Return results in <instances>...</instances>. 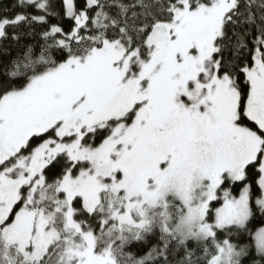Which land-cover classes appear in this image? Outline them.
Listing matches in <instances>:
<instances>
[{"label": "snow or ice", "instance_id": "6c2138e0", "mask_svg": "<svg viewBox=\"0 0 264 264\" xmlns=\"http://www.w3.org/2000/svg\"><path fill=\"white\" fill-rule=\"evenodd\" d=\"M16 7L0 17V264H264V0Z\"/></svg>", "mask_w": 264, "mask_h": 264}, {"label": "trees", "instance_id": "16d2710c", "mask_svg": "<svg viewBox=\"0 0 264 264\" xmlns=\"http://www.w3.org/2000/svg\"><path fill=\"white\" fill-rule=\"evenodd\" d=\"M54 8L57 11L61 10V0H52ZM84 3V0H76V4L77 7L82 6ZM19 4V0H0V17H3L5 15L11 16L14 14V12H19L21 11V9L19 7H16ZM29 11H32L31 9H29ZM56 19H59V17H57ZM53 22H55V20H53ZM72 21L71 19L65 17L63 20V24L64 27L67 28L71 25ZM9 31H11V29H9ZM4 44H7V41L3 42ZM51 175V173L49 174ZM75 206L77 208H79L81 206V201L77 200L74 202ZM85 216H80L78 217V219H85ZM94 223V221H92ZM264 226V216H262L258 211L257 213L254 215V217L251 219L250 223H249V227L255 231V229H257L258 227ZM245 237H247V234H245ZM158 233L156 236L150 237V243L149 242H142V243H138L133 247H130L129 249H127L128 251H133V252H137L140 255H143L144 253H146L148 251V249L150 247H152V245L156 244L157 240H158ZM242 243H247L248 239L245 238L244 240L241 241ZM188 246L190 248L195 249L197 247L195 241H190L188 243ZM201 253H197V255H200ZM256 260L259 264L260 261V257L258 255L255 254L254 250L251 254L250 257L246 258L244 260V264H252V261Z\"/></svg>", "mask_w": 264, "mask_h": 264}, {"label": "rangeland", "instance_id": "374dc122", "mask_svg": "<svg viewBox=\"0 0 264 264\" xmlns=\"http://www.w3.org/2000/svg\"><path fill=\"white\" fill-rule=\"evenodd\" d=\"M90 139H91V138H90ZM76 171H78V169H77Z\"/></svg>", "mask_w": 264, "mask_h": 264}]
</instances>
